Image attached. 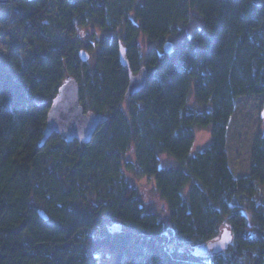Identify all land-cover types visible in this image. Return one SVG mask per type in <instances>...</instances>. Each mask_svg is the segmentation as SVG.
I'll return each instance as SVG.
<instances>
[{
	"label": "trees",
	"instance_id": "16d2710c",
	"mask_svg": "<svg viewBox=\"0 0 264 264\" xmlns=\"http://www.w3.org/2000/svg\"><path fill=\"white\" fill-rule=\"evenodd\" d=\"M8 4L9 27L31 57L23 67L0 60V264H96L102 248L112 264H264V130L244 175L231 170L227 152L238 101L264 104V0ZM60 34L66 40L52 45ZM119 44L133 73L146 69L129 99ZM68 76L84 110L107 119L89 143L54 133L39 146ZM200 129L209 141L197 148ZM132 176L151 180L167 221ZM116 223L121 230L111 231ZM225 225L226 250L194 254Z\"/></svg>",
	"mask_w": 264,
	"mask_h": 264
},
{
	"label": "rangeland",
	"instance_id": "374dc122",
	"mask_svg": "<svg viewBox=\"0 0 264 264\" xmlns=\"http://www.w3.org/2000/svg\"><path fill=\"white\" fill-rule=\"evenodd\" d=\"M12 7L8 4V1L4 4H0V60H6L10 65L14 64L17 60L18 64L23 67L25 61L29 60L31 55L22 41L19 40V35L9 27L12 22ZM190 26L199 25V20L194 17L190 21ZM89 32H91L89 30ZM89 32L83 37V40L88 41ZM97 38L100 37L102 32L100 30H94ZM58 38V39H57ZM66 40V36L60 34L58 37L51 39L52 45H58L60 42ZM174 38H168L167 42H174ZM143 49L147 47L144 39L140 41ZM87 57L86 60L92 59ZM13 57L16 58L12 59ZM14 67V66H13ZM82 105V104H81ZM264 110V104L259 98L254 96L243 97L238 101L236 110L230 121L227 137V152L229 155V166L236 176L244 175L248 172L249 167V154L252 141L259 131L264 130V118L261 117V112ZM86 112V111H85ZM196 147L202 148L209 141V131L206 129H200L196 132ZM163 164H170L171 161L166 156L162 157ZM132 182L136 183L140 190L143 192L142 197L145 203L150 205V208L155 212L162 220L167 221L168 213L159 200L158 195L152 190L153 183L147 178L137 179L131 178ZM264 192V189H263ZM228 228L226 225L221 227ZM220 230V232H221ZM218 238V237H217ZM201 246V245H200ZM212 251H207L202 255H210ZM96 264H112L114 254L107 248H102L96 253Z\"/></svg>",
	"mask_w": 264,
	"mask_h": 264
},
{
	"label": "water",
	"instance_id": "95a60500",
	"mask_svg": "<svg viewBox=\"0 0 264 264\" xmlns=\"http://www.w3.org/2000/svg\"><path fill=\"white\" fill-rule=\"evenodd\" d=\"M7 1L0 0V4ZM163 48L166 52H171L172 44L167 42ZM118 51L120 64L128 69V85L124 96L129 99L144 87L146 69L141 67L137 73H133L129 69L126 49L122 44H119ZM261 117L264 118V110L261 112ZM106 119L104 114L85 112L80 103L79 84L74 78L68 76L51 100L39 146H42L54 133L60 135L67 142L77 140L79 143H89L98 126ZM38 212L44 220L47 219L43 211L39 210ZM110 230L120 231L121 225L119 223L112 224ZM231 241V231L223 227L217 239L195 248L193 252L196 255L205 254L207 251L222 252L228 248Z\"/></svg>",
	"mask_w": 264,
	"mask_h": 264
}]
</instances>
